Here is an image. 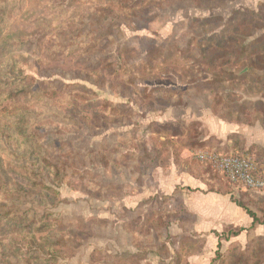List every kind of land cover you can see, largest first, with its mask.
<instances>
[{"label": "rangeland", "instance_id": "obj_1", "mask_svg": "<svg viewBox=\"0 0 264 264\" xmlns=\"http://www.w3.org/2000/svg\"><path fill=\"white\" fill-rule=\"evenodd\" d=\"M231 1L0 0V135L20 152L32 141L61 175L56 186L39 170L38 186L28 184L27 163L0 143V264H190L202 252L204 240L189 234L193 216L174 198H151L143 214L127 218L108 202L128 192L126 178L149 183L153 162L136 168L131 139L138 128L126 129L140 121L131 104L150 107L156 88L164 96L165 89L190 91L201 85L193 77L206 82V71H215L222 83L208 80L203 89L226 90L213 98L218 111L228 119L256 115L264 93V5L231 12ZM214 56L213 68L204 64ZM152 131L150 144L159 134ZM194 160L216 186L233 189ZM137 171L143 177L132 175ZM238 192L246 204L249 192ZM211 264H264V239L217 245Z\"/></svg>", "mask_w": 264, "mask_h": 264}, {"label": "crops", "instance_id": "obj_2", "mask_svg": "<svg viewBox=\"0 0 264 264\" xmlns=\"http://www.w3.org/2000/svg\"><path fill=\"white\" fill-rule=\"evenodd\" d=\"M262 2L264 0H237L229 2L228 6L231 12L242 8L258 10ZM225 12L223 16L230 15ZM261 96L256 115H249L246 119H228L216 114L212 99L203 101L198 98L194 104L171 105L164 111H148L131 104L133 110L141 114H138L140 121H134V125L126 129L138 128L131 139L137 142L134 151L138 147L133 162H136V168L143 170L142 144L149 149L156 147L158 161L148 175L149 183L138 184L133 176L122 180L128 192L109 201L108 207H113L115 212L123 208V217L127 218L143 214L151 198H174L172 200L183 205L194 218L189 234L204 240L202 252L191 256L190 264H211L220 241L222 245L229 244L230 239L246 241L251 236L264 239V191H248L250 200L244 204L240 192L235 189L229 192L216 186L217 181L194 160L197 147H213L228 152L242 151L264 163V93ZM198 127L199 135L194 133ZM147 128L149 130L144 132ZM153 128L159 129V134L150 144L149 140L153 138L150 135L156 134ZM136 174L144 175L139 171L132 175ZM229 230L234 231L232 236L227 234L228 238L220 240L219 234Z\"/></svg>", "mask_w": 264, "mask_h": 264}, {"label": "trees", "instance_id": "obj_3", "mask_svg": "<svg viewBox=\"0 0 264 264\" xmlns=\"http://www.w3.org/2000/svg\"><path fill=\"white\" fill-rule=\"evenodd\" d=\"M263 5H264V2H262L259 5V8L258 9H260L261 7H263ZM196 20L199 21L200 19H196ZM205 21H207V19H205ZM203 46H206V44L201 45V44L198 43L197 48H203ZM203 56H207L206 55V51L203 52ZM205 58L208 59V57H205ZM218 58L219 57H217V56L211 57V58H209V61H205L204 64H206L207 66L213 68L214 63L216 62V60ZM8 69L10 70V67ZM219 76H221V75H217L215 71L214 72H212V71H206V77L208 79L206 78L205 80H207V81L208 80L214 81V83H222L223 80L221 78H220V80L217 79V78H219ZM199 78L200 77H193L192 78L193 81H197L198 80V82H200L201 85H198L199 83L195 82L194 83L195 84L194 86H192V87L190 86V88H191L190 91H188V90L186 91L185 89H179L177 92H175V91H171V89H167V90L165 89V91H164L165 93L164 94H166V95L164 96V95H159V94H161L162 90H160V88H158V89L156 88L154 90V92H153V96H157V97L156 98H153V103H152V105L150 107L149 106L147 107V110L148 111H150V110L164 111L166 108H168L171 105L194 104L195 100L198 99V98L200 100H203V101L204 100L206 101V100L212 99L213 108H214L215 113L218 114V115H220V116H222V117H225V116H223V114H221L220 111H218L217 104L213 101V98L215 99V97L220 96V95L223 96L225 94L227 96L228 94H227L226 90L223 89V90H215V91L213 90L212 91V90H208V89H203V86H204L203 84L206 83L207 81L204 82L203 81L204 79L199 80ZM212 78H214V80ZM189 81L190 80H188V81L182 80L181 83L182 84L183 83L185 84V85H182V86L189 85L190 84ZM11 84L12 83H10L8 80H6L3 83V87L4 88H8L9 86H11ZM18 89H20V87ZM199 89L201 90L200 93L198 92ZM19 91H17V92H19ZM181 91H182V93H179ZM14 94H15L14 91H12V92L10 91L4 97L5 98H7V97L11 98V97H13ZM163 105H164V107H162L161 109L158 108V107L163 106ZM236 118L237 119H240L238 117H236ZM148 130H149V128L145 129L144 132H146ZM0 137H1L0 138V143H2V147H1L2 150H9L8 151V154L10 156H11V154L14 157H15V155H17V157L19 158V160H22L23 162H26L27 163L24 166H26L25 167L26 170H27L26 172H28V174L26 175L27 176L26 177V180H27L28 184L34 183L35 186H38L39 183L36 180V176H39V174H40L39 170H45V171L48 170V172L46 171L47 177L53 179V181H52V184L53 185L58 186L61 183V175H60V170L58 168V164L57 163H50L48 166H46V164H44V162H43L44 161L43 158H41V156H39V154L35 150V144L32 143V141H28V144L25 143V150L22 151V152H20L18 150H13L11 147L7 146V144H9V140H3L2 139V135H0ZM22 144L23 143H20V145H22ZM140 147H141L140 148V150H141L140 151V154H141L140 158H141V160L146 161V162L147 161L153 162V165H154L155 162L158 161V156H159L158 155L159 154L158 153L159 151L156 149V147H153L152 146V148L149 149L148 146H146L145 144L140 145ZM206 148L211 149V150H218V151H221V152H224V153H229V154H231V153H233V154L234 153H239V154L240 153H243L242 151L228 152V151H223V150L216 149V148H213V147H206ZM42 153L43 152H41V154ZM44 154H45V151H44ZM254 160L256 161V163H258L259 166H264V163L263 162L257 161L256 158H254ZM48 168H50L51 171H49ZM40 179H42V177L39 178V180ZM231 187L233 188L232 185H231ZM233 189H228V191L229 192H232ZM55 193L58 194V192H55ZM171 198H172L171 196H166L164 198V200L167 201V200H170ZM239 203L242 204V202H239ZM250 213H252V212L250 211ZM13 220H14L13 225L15 226L14 228L18 229L19 232H22L23 233L22 226H20V225H22L24 223H18V222H16L17 220L15 219V217H14ZM54 222H55V224H53V223H47L46 225H44V224L43 225H44L45 228L48 229L50 227L56 226L57 223H61L60 220H56ZM25 224H27V225H24V227L28 228L29 231H31L32 230V225H30V224H32V223H25ZM45 228H43V229H45ZM49 234H52V235H55L56 236V233H54V231H49ZM48 237H50V236H48ZM48 240H50V239H48ZM219 245H221V241H220Z\"/></svg>", "mask_w": 264, "mask_h": 264}, {"label": "built area", "instance_id": "obj_4", "mask_svg": "<svg viewBox=\"0 0 264 264\" xmlns=\"http://www.w3.org/2000/svg\"><path fill=\"white\" fill-rule=\"evenodd\" d=\"M199 162L224 175L237 191H264V166H259L247 153H224L199 149L195 152Z\"/></svg>", "mask_w": 264, "mask_h": 264}]
</instances>
